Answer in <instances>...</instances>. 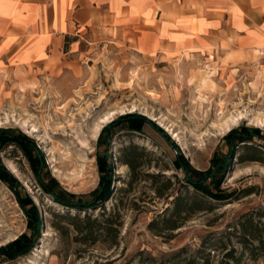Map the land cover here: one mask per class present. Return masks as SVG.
Listing matches in <instances>:
<instances>
[{
    "label": "rangeland",
    "instance_id": "1",
    "mask_svg": "<svg viewBox=\"0 0 264 264\" xmlns=\"http://www.w3.org/2000/svg\"><path fill=\"white\" fill-rule=\"evenodd\" d=\"M220 41L151 40V48L141 51L135 40H89L83 44L87 52L63 72L59 62L55 70L0 56V128L32 139L46 175L74 202L93 199L100 178L97 155L105 152L98 138L116 121L103 134L110 136L113 193L102 208L88 212L65 209L42 192L17 148L0 153L42 220L29 253L0 257V264H264V255L250 256L256 241L246 236L248 243H240L246 219L264 227L258 217L264 211L263 142L255 138V150L240 147L227 171L214 184L206 182L214 192L233 195L216 202L184 182L166 141L197 179L194 171L207 172L212 159L227 154L224 137L231 130L247 127L264 136V51L254 43L231 48ZM126 114L143 116L164 135L149 125L141 133L127 131L117 123ZM239 115L244 119L225 131V123ZM244 157L258 161L241 162ZM86 217L96 219L90 231ZM28 233L15 195L0 181V248ZM227 253L238 262L225 258Z\"/></svg>",
    "mask_w": 264,
    "mask_h": 264
},
{
    "label": "crops",
    "instance_id": "2",
    "mask_svg": "<svg viewBox=\"0 0 264 264\" xmlns=\"http://www.w3.org/2000/svg\"><path fill=\"white\" fill-rule=\"evenodd\" d=\"M89 40H135L141 51L151 40H223L264 51V0H0L1 59L59 62L63 72Z\"/></svg>",
    "mask_w": 264,
    "mask_h": 264
},
{
    "label": "trees",
    "instance_id": "3",
    "mask_svg": "<svg viewBox=\"0 0 264 264\" xmlns=\"http://www.w3.org/2000/svg\"><path fill=\"white\" fill-rule=\"evenodd\" d=\"M114 122L103 128L102 133L98 138V146H104L105 152L97 155V165L100 174L99 185L91 193L93 199L87 203H83L81 201L74 202L72 200L74 196L66 194L59 188L57 182L53 178L46 175V164L42 152L38 149L32 139L25 136L20 131L9 128H0V153L10 146L17 148L27 161L35 181L42 192L51 195L54 198V201L65 209L88 212L92 209L102 208L107 199L111 196V193H113L115 174L113 172L112 165L109 164V156L106 154L110 145V136L108 135L107 137H103V134L109 132V129L115 125ZM117 123H125L127 125V131L131 133H141L143 126L149 125L160 135H164L162 130L138 114H126L120 117ZM255 138L262 141L263 146L259 147L255 144V142H253ZM166 141L176 155V159L173 161V166L184 172V182L192 188L195 193L216 202L227 200L233 195H226L223 191L219 190L214 192L208 187L206 182L209 180L210 183L214 184L217 177L223 175V173L227 171L231 164V160L236 156L240 147L247 150H255L259 147L264 152V136H261L257 129L247 127L233 129L224 137V141L228 147L227 154L222 155L220 158L212 159L211 169L207 172L203 173L194 171L198 178L193 179L188 172V163L182 156L178 155V150L172 143H170L168 138H166ZM240 161L258 160L254 157H244L240 158ZM127 163L132 165L131 161H128ZM0 181L5 183L15 195L16 200L26 217L27 229L29 232L28 234H22L16 240L0 248V257L13 260L16 257L26 255L33 248L36 241L40 237L42 220L39 211L31 198L27 194H21L23 189L18 181L6 170L1 163V160ZM178 201V199L175 201L176 212L182 211V209L179 208V204L177 203ZM258 217L264 218V211ZM94 222H96V219L91 220L89 217L85 218L84 223L88 231H90L92 227L91 225ZM259 225V222L254 223L253 219L250 217L240 225L242 233L240 243L242 245L248 243L246 236H249L253 241H256L255 246H251L249 250L252 258L264 255V227L259 228ZM106 230H108V228H106ZM244 247L247 249V246ZM225 258L232 259L236 263L238 262V259L233 258L231 253L225 254Z\"/></svg>",
    "mask_w": 264,
    "mask_h": 264
},
{
    "label": "bare ground",
    "instance_id": "4",
    "mask_svg": "<svg viewBox=\"0 0 264 264\" xmlns=\"http://www.w3.org/2000/svg\"><path fill=\"white\" fill-rule=\"evenodd\" d=\"M200 77H201L202 82L206 81V77L204 76L203 73L200 74ZM243 119H244V116L239 115L238 117L231 119L228 123H225V131L229 130L231 126H235L240 120H243ZM108 120L109 118L107 117L105 120L100 121V123L95 128L94 135H96L97 132L100 130L101 125L107 122ZM12 172L16 173L14 169H12Z\"/></svg>",
    "mask_w": 264,
    "mask_h": 264
},
{
    "label": "built area",
    "instance_id": "5",
    "mask_svg": "<svg viewBox=\"0 0 264 264\" xmlns=\"http://www.w3.org/2000/svg\"><path fill=\"white\" fill-rule=\"evenodd\" d=\"M114 160V159H113Z\"/></svg>",
    "mask_w": 264,
    "mask_h": 264
}]
</instances>
